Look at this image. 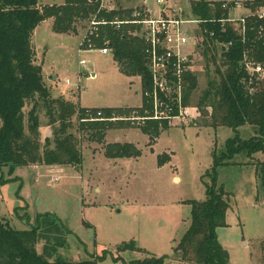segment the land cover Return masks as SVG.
Masks as SVG:
<instances>
[{"label":"rangeland","instance_id":"rangeland-1","mask_svg":"<svg viewBox=\"0 0 264 264\" xmlns=\"http://www.w3.org/2000/svg\"><path fill=\"white\" fill-rule=\"evenodd\" d=\"M65 1L38 0L41 7L59 6ZM191 1L169 0V4L192 14ZM207 1L237 4L239 16L264 12V0L254 11L244 5L254 0ZM117 7L121 8L118 4ZM87 21L77 20L74 32L55 34L48 19L32 33L34 63L41 65L51 96L89 109L140 107L141 86L137 76L124 72L112 56L98 52L78 54ZM215 46L216 52L209 46L207 59L201 52L202 47L195 51L192 66L198 87L189 99L191 106H195L197 97L207 86L206 60L212 55L217 60L220 58L221 48ZM78 56L88 59L90 69L96 73L95 80L84 81L86 92L80 94V102L76 101L78 92L65 84L66 79L74 83ZM208 64L212 77L214 66L209 61ZM30 107L27 106L25 112ZM130 115L128 112L121 117ZM189 115L198 120L194 109L189 110ZM208 118L160 128L153 136L140 129L148 122L137 128L115 121V129L106 131L105 137L96 142L91 140L88 131L79 130L82 119L79 121L75 115L70 130L77 140L81 165H33L17 169L16 176L11 177L21 180L0 182V221L8 222L11 228L27 230L37 215H56L71 231L66 237L65 249L59 250V256L65 261L90 260L105 250V258L96 264H130L146 257L161 256L177 264L173 259L174 248L190 223L191 208L186 203L206 199V186L210 184L207 174L212 173L214 155L221 157L226 141L235 137L230 128H213ZM39 121L42 141L45 136H51L43 109L39 111ZM117 123L123 125L117 126ZM238 136L247 140L255 135L246 125L239 128ZM116 142L132 144L140 152L139 157L108 159L106 146ZM216 172L217 186L224 190L228 203L225 226L216 231L218 243L226 249L229 264H264V152H258L251 159L245 154L237 155L232 164L219 167ZM0 178L10 179L5 171L0 172ZM26 215L29 222L24 219ZM123 243H132L136 250L118 252ZM37 247L40 252V245Z\"/></svg>","mask_w":264,"mask_h":264},{"label":"trees","instance_id":"trees-1","mask_svg":"<svg viewBox=\"0 0 264 264\" xmlns=\"http://www.w3.org/2000/svg\"><path fill=\"white\" fill-rule=\"evenodd\" d=\"M223 3L207 0L190 2V12L194 17L206 21L201 25L202 30L206 31L201 49L205 59L210 51L209 46L214 48L219 45L221 48L219 60L215 55L206 60L207 86L197 97L194 107L198 112V120L208 116L213 128H230L235 137L226 141L221 157L214 155L212 173L207 174L210 184L206 186V199L186 203L191 208L190 223L174 248L173 259L177 264H229L226 249L217 241L216 231L225 226L228 203L224 190L217 186L216 169L232 164L237 155L245 154L251 159L258 152H264V19L258 18L255 13L254 17L247 20V39L243 44L238 27L220 22L229 15V10L222 8ZM244 5L254 11L262 3L261 0H254ZM233 6V3L229 5ZM97 7L98 0H66L59 6L43 7L38 0H0V172L5 171L10 178H0V182L21 180L11 175L19 168L33 165L79 167L82 158L77 140L70 130L72 117L76 115L80 121L89 114L94 116L100 110L105 118H109L133 110L88 109L78 107L64 98H53L50 88L44 83L41 65L34 63L31 38L38 25L51 19L53 33L68 34L75 31L77 20H88ZM115 15L122 17L121 13H100L108 20H112ZM212 20L215 22H210ZM99 33L97 45H102V39L106 37L110 41L113 59L120 68L131 77H139L142 89L147 88L150 75L141 41L128 37L125 30L103 28ZM225 43H231L227 50L223 48ZM245 50L253 63L263 68V79L253 84L248 82L241 64ZM208 61L214 66L212 77L209 76ZM186 84L183 102L190 105L189 99L198 87L194 71L187 74ZM142 103L146 106L145 101ZM29 105L31 107L25 112ZM42 109L47 125L51 128V136H45L41 141L39 111ZM114 124L105 121L81 122L79 130L88 131L91 140L98 142L105 137L106 131L115 129ZM246 125L253 129L255 136L243 140L238 136V130ZM160 128H168L167 123L151 121L140 129L153 136L157 135ZM139 154L135 146L126 143L107 144L105 149L108 159L137 158ZM24 219L29 222L27 215ZM69 234L71 231L52 213L37 215L34 224L27 230H17L11 228L8 222L0 221V264H96L105 258L106 252L103 250L100 256L90 260H63L59 250L65 249ZM38 245L41 247L40 252ZM129 249L136 250L132 243H123L118 252ZM130 264L173 263L161 256L146 257Z\"/></svg>","mask_w":264,"mask_h":264},{"label":"built area","instance_id":"built-area-1","mask_svg":"<svg viewBox=\"0 0 264 264\" xmlns=\"http://www.w3.org/2000/svg\"><path fill=\"white\" fill-rule=\"evenodd\" d=\"M237 6L234 4L233 7H229V3L224 2L222 8L229 10V15L220 22L231 23L238 27L240 41L244 44L247 39V20L255 14L239 16L236 12ZM113 12L121 13L122 17L115 15L112 20H108L100 16V13L110 15ZM256 15L264 19V12ZM205 22L194 17L193 14L172 8L169 0H140L129 8L117 7L116 0L112 2L98 0V7L88 19L87 27L82 33L78 54L88 55L98 52L109 55L112 51L109 48L110 41L106 37H103L102 45H97L99 31L103 28L125 30L128 37L138 38L142 43L150 81L147 88L142 89L141 86V105L133 107L130 116L115 115L105 118L98 110L94 116L89 114L81 122L123 121L137 128L151 121L166 122L168 127L176 124L186 125L188 121L194 122L196 119L189 117V110L194 109L198 117L197 109L185 105L183 97L187 86L186 76L194 71L192 64L195 51L201 49L204 41L203 34L206 31L202 30L201 25ZM210 36H213V33H210ZM230 45L231 43H225L223 48L227 50ZM89 64L88 59L80 56L74 83L66 79V86L78 93H85L84 81L96 79V73L90 69ZM241 64L250 84L263 79L262 66L253 63L247 50L244 51ZM142 101H145L146 106H143Z\"/></svg>","mask_w":264,"mask_h":264},{"label":"crops","instance_id":"crops-1","mask_svg":"<svg viewBox=\"0 0 264 264\" xmlns=\"http://www.w3.org/2000/svg\"><path fill=\"white\" fill-rule=\"evenodd\" d=\"M108 1H110V2H112V0H108ZM129 1L130 0H116V3L118 4V6H120L121 8H125V7H127V8H129L130 7V5L132 6V5H134V4H132V3H129ZM140 2V0L137 2V3H139ZM236 12H237V10H236ZM50 21L52 22V20L50 19ZM35 32V31H34ZM105 56H112V53H110L109 55H105ZM80 58V56H78V59ZM112 59H113V56L111 57ZM42 72H43V70H42ZM137 80H138V82H139V85L140 86H142L141 85V83H140V78L139 77H135ZM76 92V91H75ZM80 94L81 93H78V95H77V97H76V101L78 100L79 102H80ZM73 97V96H72ZM74 98V97H73ZM75 99V98H74ZM141 103V102H140ZM73 104H75V105H77V103H73ZM78 105H79V103H78ZM77 105V106H78ZM81 106V105H80ZM81 107H83V106H81ZM134 107V106H133ZM133 107H128V106H124V107H122V106H117V107H97V108H111V109H115V108H129V109H133ZM83 108H88L89 109V107H83ZM93 109H97V108H95V107H92ZM92 108H90V109H92ZM16 172H17V170L15 171V173H14V175L16 176Z\"/></svg>","mask_w":264,"mask_h":264},{"label":"water","instance_id":"water-1","mask_svg":"<svg viewBox=\"0 0 264 264\" xmlns=\"http://www.w3.org/2000/svg\"><path fill=\"white\" fill-rule=\"evenodd\" d=\"M92 2L94 1V0H91Z\"/></svg>","mask_w":264,"mask_h":264}]
</instances>
